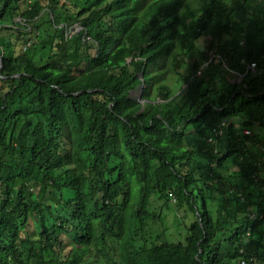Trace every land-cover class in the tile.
Segmentation results:
<instances>
[{
  "label": "trees",
  "instance_id": "obj_1",
  "mask_svg": "<svg viewBox=\"0 0 264 264\" xmlns=\"http://www.w3.org/2000/svg\"><path fill=\"white\" fill-rule=\"evenodd\" d=\"M0 60V264H264V0H0Z\"/></svg>",
  "mask_w": 264,
  "mask_h": 264
},
{
  "label": "rangeland",
  "instance_id": "obj_2",
  "mask_svg": "<svg viewBox=\"0 0 264 264\" xmlns=\"http://www.w3.org/2000/svg\"><path fill=\"white\" fill-rule=\"evenodd\" d=\"M221 27H216L212 35L215 37L219 34ZM78 29V28H77ZM75 29V30H77ZM209 39V38H207ZM207 39L204 41L206 42ZM239 80V78L237 79ZM162 205V210L160 216L162 218L164 238L169 241H181L185 236V229L182 223L180 222V217H182V212L178 209H175L171 202H168L165 206L161 201H157L154 206L158 210Z\"/></svg>",
  "mask_w": 264,
  "mask_h": 264
},
{
  "label": "built area",
  "instance_id": "obj_3",
  "mask_svg": "<svg viewBox=\"0 0 264 264\" xmlns=\"http://www.w3.org/2000/svg\"><path fill=\"white\" fill-rule=\"evenodd\" d=\"M27 45L28 44H26L24 47H23V50H25V48L27 47ZM254 64H251V66L250 67H252V68H254V66H253ZM242 264H245L244 262H242Z\"/></svg>",
  "mask_w": 264,
  "mask_h": 264
},
{
  "label": "water",
  "instance_id": "obj_4",
  "mask_svg": "<svg viewBox=\"0 0 264 264\" xmlns=\"http://www.w3.org/2000/svg\"><path fill=\"white\" fill-rule=\"evenodd\" d=\"M0 67H1V60H0ZM142 87H144V84H142ZM141 94V90L139 91V95Z\"/></svg>",
  "mask_w": 264,
  "mask_h": 264
}]
</instances>
